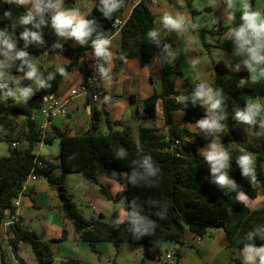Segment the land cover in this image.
Listing matches in <instances>:
<instances>
[{"label": "trees", "instance_id": "1", "mask_svg": "<svg viewBox=\"0 0 264 264\" xmlns=\"http://www.w3.org/2000/svg\"><path fill=\"white\" fill-rule=\"evenodd\" d=\"M72 0H64L65 5ZM129 0H124L121 8L113 13L112 19H107L96 8L98 0H92V6L85 15L87 18L96 20L101 30L107 37H110L115 30L112 23L120 19ZM252 0L250 5H252ZM196 9L194 12L201 11ZM26 11L24 6L0 2V27L9 31H19L31 25H15L13 22ZM9 12L10 16L4 17V13ZM50 23L42 26L41 31L45 44L37 47L30 46L29 52L33 55V60L43 53H51L59 49H52L55 42L50 33ZM156 28L154 14L148 8L145 0H140L134 5L119 29L120 48L114 53V66L119 68L127 58L137 57L139 65L144 66L151 58H157L161 72V90L159 93L153 92L141 101V119L145 122H154L157 119L156 104L161 102V116L163 119L164 133L155 127L138 126L137 138L130 136L129 127L122 130L116 129L119 121L111 122L104 109L106 102L101 101V107L105 116V133L100 132L97 119L91 113L89 127L78 133H69L56 125H50L49 130L39 128L32 116L30 104L36 99L54 94L63 82L64 75L77 69L85 78V71L82 63L74 58L72 61L58 65L56 68L43 69L38 67L43 74L49 72L55 75L50 82L49 88H41L36 91L28 100V104L21 108H11L5 104H0V140L10 145L9 154L0 157V241L6 239L14 258L24 264L17 255L18 244L28 243L35 257L37 264H52L54 257L53 245L66 238V232L62 231L60 237L43 240L29 226L22 223L19 218L4 231L2 223L5 218H10L15 213L13 200L22 189V183L30 173L36 177L46 178L52 182L54 171L62 176L67 173H80L86 180L97 183V175L103 174L116 181L121 182L123 175L125 185L118 190L115 196L108 194L102 185H99L100 192L110 200L118 199L126 202L125 211L128 210L130 202L139 205L142 214L148 216L155 222V230L150 234L141 237L139 240L132 238L126 230V225L120 222L107 223L101 220L102 215L86 219L81 212L71 202L67 193L59 187V201L65 217L71 220L75 232L86 241L92 252H95L97 242H107L113 247L120 244L141 245L143 256L153 259L160 254V245L169 241L178 247L174 248L173 255L175 263L179 262L184 244L185 230L190 231L197 237L203 236L210 228H220L225 234L226 244L233 248H242L244 235L253 227L264 224V205L250 209L242 200L237 199L236 192L226 193L215 184L213 180L205 174V162L199 155L201 140L195 138L192 130L185 124H174L172 121L175 111H182L186 121H195L204 115L201 107L193 106L191 101L186 102V106L177 102L179 96H189L194 83L187 81L183 89L176 88L175 82L183 79V72L178 63L177 57L174 61H167L163 58L160 48L164 43H168L175 51L174 43L162 37L161 45L149 43L146 39V32ZM228 29L227 25H220L217 28L202 30L200 37L204 33L221 36ZM75 41L74 39H70ZM89 43L79 45L76 49L65 45L66 53L78 55L83 50H91ZM22 41H18V46ZM214 48L233 51L234 45L231 40L222 39L219 42L209 45ZM123 57V59H121ZM215 74L213 77V87L222 89L224 96V109L226 113L225 124L227 129L219 135L220 142L230 149V142L240 144L244 149L255 156V169L257 180L260 183L250 184L248 178L241 176L240 169L235 160L242 150L235 153L230 151L231 167L229 173L236 180L239 193L245 197L255 199L259 189L264 191V152L242 143L241 137L235 134L232 115L235 108L242 107L245 101L256 97L253 88L245 85L240 87L238 80L241 77L247 78L248 72L242 67L239 71H231L221 60L212 64ZM64 68V74H59L56 69ZM14 74H19L12 69ZM83 81V80H82ZM102 93V98H104ZM98 100V99H97ZM95 100V101H97ZM94 101V102H95ZM19 118V120L16 119ZM195 139V142L192 139ZM54 140L58 141V154L54 160L46 159L42 155L35 153L34 146L39 142L50 144ZM13 142L22 146L12 147ZM123 148L127 156L123 160L115 158V152ZM151 155L160 172L153 186H132L127 181V176L131 172V161L143 155ZM163 211V217L158 213ZM257 244L261 241L257 240ZM1 252V245H0ZM2 264H5V257L1 254ZM62 264H76L75 259H65ZM142 264V261L139 262Z\"/></svg>", "mask_w": 264, "mask_h": 264}, {"label": "clouds", "instance_id": "2", "mask_svg": "<svg viewBox=\"0 0 264 264\" xmlns=\"http://www.w3.org/2000/svg\"><path fill=\"white\" fill-rule=\"evenodd\" d=\"M0 2L26 6V11L13 23L17 25H31L19 31H9L0 27V104H4L11 98L15 103H27L35 91L41 88H49L50 82L55 78L51 72L43 74L33 60V55L29 52L30 46L45 44L41 28L46 23H50L58 37L64 39H74L78 44L91 45V57L95 62V72L102 81L111 80V70L107 65L112 61L110 50L111 40L93 18L82 15L78 8L65 7L64 0H0ZM124 0H98L97 9L107 19L113 18V13L117 12ZM225 4L229 9L239 11L240 23L232 27L227 40H231L234 49L233 55L240 57V62L234 65V70H240L242 64L247 72V78L241 77L238 80L240 87L246 84H253L264 81V9L253 8L248 0H209L210 8H217ZM10 16L9 12L4 13V17ZM2 19V18H0ZM227 19L233 21L234 14H229ZM159 24L161 27L149 29L146 32V39L149 43L158 47L161 45V29L168 33H175L177 37H184L185 33L198 27L186 15L180 12H165L161 15ZM18 41H22L18 46ZM191 38L183 40L184 51L191 47ZM52 49H61L60 42H54ZM163 58L167 61H174L178 55L168 44L164 43L160 48ZM123 59V57H121ZM15 69L18 75L12 74ZM56 71L63 75L64 68L59 67ZM24 81H30L24 84ZM53 95V94H52ZM108 98L105 97V100ZM191 101L193 106L203 109L204 115L195 121V127L208 141L200 148L199 155L207 163L212 180L226 193L236 192L237 199L243 200V196L238 191V184L230 175L231 167L230 149L219 142V135L227 129L224 109V96L222 89L213 87L206 80H199L192 87L189 96H179L178 103L186 106V102ZM238 123L248 125H258L261 133H264V103L257 100L245 101L242 107L235 108L232 115ZM127 156L123 148L115 152V158L123 160ZM240 169V174L248 178L250 184L260 183L257 180L255 169V156L247 151H242L235 160ZM131 172L127 176V181L132 186H153L158 174L159 167L153 161L151 155H143L131 161ZM165 213L159 212L163 217ZM120 223L126 225V230L132 238L139 240L143 236L150 235L155 230V222L148 216L142 214L139 205L134 201L128 205V210L123 214ZM261 241L257 244L256 241ZM241 264H264V224L253 227L243 237L242 248L239 250Z\"/></svg>", "mask_w": 264, "mask_h": 264}, {"label": "crops", "instance_id": "3", "mask_svg": "<svg viewBox=\"0 0 264 264\" xmlns=\"http://www.w3.org/2000/svg\"><path fill=\"white\" fill-rule=\"evenodd\" d=\"M139 1L140 0H138V2ZM145 2L147 3L150 11L154 14L156 28L161 27L159 24V20L163 13L167 12L168 9L176 13L175 11L176 8H180L182 7V5L186 9L187 15H190V20L198 25L196 29L192 30L191 32L192 35L191 34L184 35V37L176 38V44H177L176 52L178 53L177 60L181 69H182L181 61H184L186 63V60L190 58L189 51H184V45H183L184 39L199 36L201 30L205 32L204 30L206 29L217 28L220 25H225L228 22L227 17L229 14L235 15V19L233 20V22L237 21L238 24L240 23L239 11L235 9H229L223 3L217 8H215L216 9L215 11V9L209 7V0H182V2L177 1L176 6L174 8L170 7L167 0H145ZM238 2L239 0H236L237 4ZM248 2L251 3V0H248ZM252 2H253L252 7L254 9L255 8L264 9V0H252ZM136 4L137 3L135 4L133 3V5L130 7V9H128L125 15L121 14L120 19L122 21H124L128 17L132 7ZM91 6H92V0H72L70 4L65 5V7L67 8H78L82 15H86L87 12L90 10ZM24 7L26 8V6ZM196 9L197 10L202 9L201 11L198 12H203V13L199 15L196 14L198 13V12L196 13L194 12V10ZM205 9L209 10L210 12H205L206 11ZM225 10L227 11L224 12ZM123 12H125V10ZM173 12H169V13H173ZM238 24L235 26H238ZM229 31L230 30H226V32L221 36L209 35L207 33H204L202 36L203 39L204 36L205 38L209 37V39L207 38L208 43L209 45H213L222 39H227ZM119 35L120 34L118 29L115 30V32L109 37L111 40L110 50L112 52V61L109 65H107V67H109L111 70L112 78L110 81L107 82L101 80L100 98L97 101H102L104 99L103 101L106 102L104 109L107 112L109 120L111 122L119 121L120 122L119 126H122V128L129 127L130 136L132 138H137L138 126H143V127L160 126L163 130L164 127H163V119L161 116L162 108L160 101H158L156 104V113H157L156 121L145 122L141 119L140 116L141 106H142L141 101L144 98L151 95L154 91L159 93L161 90V72H160L159 61L157 58H151L144 66H140L138 58L132 57L125 59L122 62V65L116 69L114 66V53L120 48ZM53 37L55 42L58 41L62 44V48L59 49L58 51L51 53L45 52L42 55L46 56L48 54L55 53L58 57L59 65L68 63L72 61L74 58L78 59L79 63H82L83 59L92 58L91 50H83L78 55H76L75 53L72 54L66 53V51L64 50L65 45H70L71 48L76 49L80 44H78L76 41H71L70 39H64L62 37H58L56 34ZM212 48L218 49L214 47ZM221 50L224 51L226 55L221 54L223 55V57H218L216 61L221 60L222 62H224L226 66H228L227 64H230L232 62V58L234 57V55H230L228 53L229 51L223 49ZM231 52L233 53V51ZM237 58L238 59L237 61H235V64L239 63L241 59L240 57ZM225 59L227 61H225ZM39 66L42 67V70L49 68L41 64ZM241 66L242 64H240V69ZM82 80H83L82 74L77 69L65 74L61 86L53 94V96L62 99H68L69 91L73 88L79 87L82 84ZM185 82L186 79L184 77L182 80H177L175 82L176 88L179 90L183 89ZM102 93L106 95V97L108 98L107 100H105V97L102 98ZM74 99L75 98L69 99L67 115L64 117L58 116L49 120L48 124L44 128V131L49 130L50 125H56L61 129H65L69 133L74 134L84 131L89 127L88 123L91 120V113H93L94 117L98 114L97 107L90 104L89 101H87L86 99H82L81 101H75ZM44 100H45L44 97L38 99V101L41 103V106L45 103ZM81 105L83 107V112H84V114L82 113V116L85 121V124L83 125H81L80 123L81 116L78 113ZM173 114L179 118L181 122L179 125L181 124H185V126L187 125L188 122L184 119L183 117L184 113L182 111H175ZM32 116L33 118L35 116L33 115V111H32ZM40 116L42 115L40 114ZM72 117L75 119V121H73L72 124L64 120L65 118L66 119L69 118V120H71ZM44 122L45 119L42 122H40L39 128L40 125ZM164 132L165 131H163V133ZM192 141L195 142V139L193 138ZM40 143L42 142L35 144L34 151H35V147H37L38 144ZM19 146L22 145H20V143H17L16 147ZM56 156L54 157L43 156V157L55 161ZM54 172L55 173L53 174L52 179L57 183L58 181L56 180H60L61 182H63V179L65 180V178L68 175L65 174L62 176L59 172L57 171ZM78 174L81 175L80 173ZM37 178L38 177H36V179L34 180H29L27 182L26 186L22 189V194L18 198L19 220L22 223L29 225L37 233L38 237L43 240L58 238L61 236L62 231H65L66 238L56 243L57 245L56 249H58V255L66 257V259L71 258L77 260L76 264H104V263L108 264L110 261L115 263V259H110V258H107L104 262H101L100 261L101 253L107 252V255L114 253V255L117 256L119 251L118 247L121 244L115 247L113 252L109 243L97 242L95 244V252H92L88 243L82 240L79 237V235L75 232L71 220L65 217L64 212L60 207L59 204L60 202L56 203L53 200L49 199V197H53L51 188L49 189L46 184H42L41 182L35 183L37 181ZM82 179L83 180L81 181L80 186L83 187V196H84V200L87 201L88 207H91L96 215L98 213H101L102 215L101 220L104 222L107 223L120 222L123 214L126 212L125 211L126 202L118 199H113V200L107 199L100 192L99 187L97 189L96 187L102 185L108 194L115 196L116 192L122 189L125 185L124 175L121 182L116 181L103 174L97 175L96 184L86 180L84 177ZM58 192L59 190L57 186L56 189L57 196H58ZM248 200L249 201H247L246 198H243V201L247 204V206L250 209H254L264 205V191H262V189L260 188L258 196L255 199L248 198ZM188 232L191 233L190 231ZM185 233H187V230H185ZM196 241L198 244L203 243L202 237H198ZM218 244L220 246H227L225 234L223 235L221 234L219 236ZM20 245L21 243L18 244L17 255L23 260L21 256L23 253H21ZM206 248L207 246L200 247V249H202L203 251H205ZM23 262L24 264H26L24 260ZM177 264H179V262Z\"/></svg>", "mask_w": 264, "mask_h": 264}, {"label": "rangeland", "instance_id": "4", "mask_svg": "<svg viewBox=\"0 0 264 264\" xmlns=\"http://www.w3.org/2000/svg\"><path fill=\"white\" fill-rule=\"evenodd\" d=\"M169 1L167 0L168 4L170 5V7H173V8L176 6L177 1L182 2V0H174V2L173 0H171L170 2ZM137 2L138 0H129L128 6L125 8V12H123L122 15L123 14L125 15L128 9H130V7L133 5V3L135 4ZM175 11L183 13L190 19V15H187L186 13L187 11L183 5L180 8H176ZM226 11L227 10H225L224 12ZM167 12H173V11L168 9ZM205 12H210V11L206 10ZM201 13L203 12H198L196 14L199 15ZM237 24H238L237 21L231 22L228 20V22L225 25L228 26L227 30H231L232 27H235V25ZM49 31L53 36L55 35V32L51 27L49 28ZM191 32L192 30L189 31L188 33H185V35H190ZM161 35L162 37L174 43V47L176 51L177 50L176 34L168 33L165 30H161ZM190 38L192 40L191 47L188 50L190 54V58L186 60V63L184 61H181L183 77L186 79V82L191 81L192 83H194V82H198L199 80H206L209 83H212L213 77L215 74V70L212 64L214 61H216V59H218V57H223V55L221 54L226 55V53L222 51L221 49H213L211 46H209V43L207 40V38L209 39V37L205 38L204 36V39L203 37H200V36H195V37H190ZM228 53L230 55H233L232 52H228ZM237 59L238 58L234 56L232 58V62L230 64H227L228 65L227 68L229 70L234 71V65H236L235 61H237ZM225 61L227 60L225 59ZM34 62L37 64L38 67L40 64L46 67H49V68H56L59 65V60L55 53L48 54L46 56H43V55L39 56L35 59ZM242 67L244 66L242 65L241 68ZM12 74L18 75V74H14L13 72ZM23 83L28 84L30 83V81H24ZM246 85L255 90L256 97L254 99L257 100L258 102L264 103V81L253 83V84H246ZM97 89H98V92H100V87H98ZM104 97H106V95H104ZM82 99H86V98L78 97V98H75L74 100L81 101ZM86 100L89 101L90 104L97 107L98 114L95 116V119H98L97 122L99 125L100 132L105 133L107 131V128H106L105 116H104V113L101 107V101H97L98 102L97 103L90 99H86ZM4 104L11 108L13 107L21 108V107H25L29 105L28 101L27 103L18 104V103H15L11 98H9L8 101ZM29 106L31 110L33 111V115H35L34 116L35 121L37 122L39 126L40 122L44 120V118L40 116L41 103L38 101V99H36ZM78 113L81 116L80 117L81 125L85 124V121L82 116V113L84 114L82 105L80 106ZM16 119L19 120L18 117H16ZM64 120L70 124H72V122L75 121L73 117L71 118V120H69V118L67 119L65 118ZM172 121L174 124L181 123L179 118L176 117L174 114L172 117ZM55 123H58V122H55ZM186 126L194 132L195 138H197L198 140H201L202 145L199 147V149L202 148L208 142L204 138L203 134L199 132V130L196 129L195 123L192 121H189ZM115 127L118 130H122L121 129L122 126L117 125ZM155 128L158 129L161 133H163L164 131V128L162 130L160 126L155 127ZM234 131L236 135L241 137L243 144L252 146L256 148L257 150L264 152V133H261L258 125H253L251 126V128H249L248 125H245L243 123H238L236 121L234 123ZM9 147L10 145L7 142L0 140V157L6 156L8 154ZM58 150H59V146H58L57 140H55L54 142L50 144L42 142L38 144L37 147H35V152L42 156L54 157L58 154ZM238 150L243 151L244 149L241 147L240 144H237L231 141L230 151L232 153H235ZM67 174L68 175L65 178V180L63 179V182H61L60 180H56L58 181L57 183L54 180H52V182L49 183V181L46 180L45 178L38 177L35 183L41 182L42 184H46L49 189L51 188L53 197H49V199L53 200L56 203L60 202L59 197L56 194L57 186H58V190L60 186L63 189V191L67 193L71 202L81 212L84 218L90 219L93 216H96L93 209L91 207H88L87 201L84 200L83 187L80 186V183L83 180L82 179L83 177H81L82 175H79L78 173H67ZM205 174L208 175L212 179V175L210 173L209 167L206 162H205ZM97 188L98 186L96 187V189ZM240 195L243 196V198H246L247 201H249L248 198L245 197L242 193H240ZM221 234L222 235L224 234L222 229L210 228L206 231V233L203 236H201L203 243L198 244L196 241L198 237L192 233H189L187 230V233H185L184 235V244L181 247L182 255H181V258L179 259V264H241L240 259L238 258L240 249L229 247V246H220L218 244L219 236ZM20 243H21L20 245L21 253H23L21 256L23 260L25 261V263L26 264H37L32 254L30 245L24 242H20ZM0 245H1L0 264H2L1 254H3V256L5 257V264H20L12 255L10 247L8 246L6 239L1 240ZM175 245L176 244L172 242L165 241L160 245V254L153 259H147V258H144L143 256V249L141 245L121 244L118 247L119 251H118L117 256H115L114 253L107 255V252H102L100 261L104 262L107 258H110V259H115V263L110 261L108 264H139L140 261H142V264H174L175 256L173 255V251L175 247H178V245L176 246ZM56 246L57 245L55 243L53 245V250L54 248L55 250H54V257H53L52 264H62L61 261L65 260L66 257L58 255V249H56ZM110 246L114 252L115 247H113L112 245ZM202 246H207L205 251L200 249V247ZM168 253L171 255L170 258L166 257ZM104 264H107V263H104Z\"/></svg>", "mask_w": 264, "mask_h": 264}, {"label": "built area", "instance_id": "5", "mask_svg": "<svg viewBox=\"0 0 264 264\" xmlns=\"http://www.w3.org/2000/svg\"><path fill=\"white\" fill-rule=\"evenodd\" d=\"M171 1V0H170ZM124 21L121 19H116L112 23V28L114 30L120 29V26L122 25ZM84 71L86 73L85 78L82 81V84L79 87L73 88L69 91V98L68 99H62L59 97H55L51 95L44 97L45 103L40 107V114L44 117L45 122L40 125V128L44 130L46 125L48 124V121L55 117H64L67 115L68 112V102L69 99L78 98V97H85L86 99H90L92 101H95L100 98V92H98V87H100V78L97 76L95 72V62L93 58H87L83 59L82 61ZM17 143L13 142L11 144L12 147H16ZM36 179V176L32 173L28 175L26 180L22 183V189L26 186L27 182L29 180ZM22 189L18 196L13 200V206L16 208L15 213L10 218H5L2 223V228L4 231H6L9 226L18 220L19 218V211H18V198L22 194ZM167 258H170L171 255L168 253L166 255Z\"/></svg>", "mask_w": 264, "mask_h": 264}]
</instances>
